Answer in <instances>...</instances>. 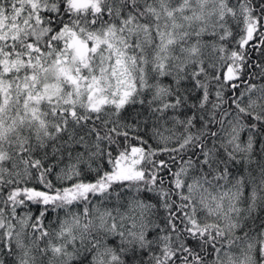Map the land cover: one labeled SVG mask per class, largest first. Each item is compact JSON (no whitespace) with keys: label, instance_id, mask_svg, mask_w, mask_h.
<instances>
[{"label":"snow or ice","instance_id":"1","mask_svg":"<svg viewBox=\"0 0 264 264\" xmlns=\"http://www.w3.org/2000/svg\"><path fill=\"white\" fill-rule=\"evenodd\" d=\"M0 264H264V0H0Z\"/></svg>","mask_w":264,"mask_h":264}]
</instances>
